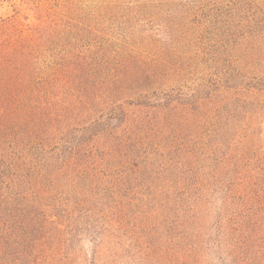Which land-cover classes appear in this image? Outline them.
Segmentation results:
<instances>
[{
  "label": "trees",
  "instance_id": "1",
  "mask_svg": "<svg viewBox=\"0 0 264 264\" xmlns=\"http://www.w3.org/2000/svg\"><path fill=\"white\" fill-rule=\"evenodd\" d=\"M26 3L0 264H264V0Z\"/></svg>",
  "mask_w": 264,
  "mask_h": 264
},
{
  "label": "rangeland",
  "instance_id": "2",
  "mask_svg": "<svg viewBox=\"0 0 264 264\" xmlns=\"http://www.w3.org/2000/svg\"><path fill=\"white\" fill-rule=\"evenodd\" d=\"M27 0H0V22L12 19L13 17L25 18L27 17ZM38 3H42L46 8L55 9L56 6H69L71 4H84L94 7L96 3H99V0H35V6ZM67 3H69L67 5ZM93 4V5H92ZM31 13V12H30ZM261 128L263 129V138H264V122L262 123Z\"/></svg>",
  "mask_w": 264,
  "mask_h": 264
}]
</instances>
